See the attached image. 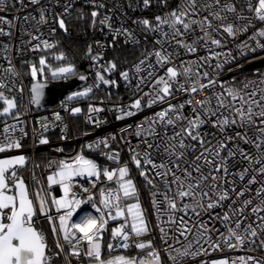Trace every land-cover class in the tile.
Returning a JSON list of instances; mask_svg holds the SVG:
<instances>
[{
	"label": "snow or ice",
	"instance_id": "1",
	"mask_svg": "<svg viewBox=\"0 0 264 264\" xmlns=\"http://www.w3.org/2000/svg\"><path fill=\"white\" fill-rule=\"evenodd\" d=\"M3 0H0L2 3ZM33 4L39 3V0H31ZM145 8L149 7L151 0H142ZM161 3L167 4L168 0H160ZM198 0H181V4L171 12L164 16H156L155 24L149 19L136 20L134 23L142 25L144 30L152 32H160L163 37L171 36L172 40L181 47L187 48L189 52H195L197 49L193 44H185L183 37L193 30V26H198L203 33L202 37L205 44L211 43L216 46L221 45V40L212 36V32L226 33L228 37L235 38L238 35L247 32L250 27H253V20L242 14V9L238 11L236 3L231 0H211L201 5L208 12V15L202 19H193V16L198 15L197 12ZM248 11L252 12L255 20L264 24V0H256L255 6L252 0H246ZM103 7V5H97ZM67 7L65 12H67ZM228 14H231V19ZM93 24L98 16L97 11H92ZM81 18H83L81 16ZM27 19V18H26ZM110 20L105 17L100 21L101 24H106ZM39 22L45 23L46 18L43 10H41ZM216 22V23H214ZM60 29L67 31L65 20H58ZM111 27L110 24H108ZM167 27L169 31H164ZM181 28L183 31H181ZM54 31V30H53ZM3 29H0V35H7ZM124 35L126 42L132 40L134 43H139L135 40L134 34L128 29H115L114 39L117 36ZM180 37L181 39H176ZM260 38H264V27L257 29L249 39L256 40V47L251 51L255 52L256 48L264 49V43H261ZM33 39H39L33 37ZM99 43V42H97ZM161 44L162 50H153L145 55L137 64L133 66L135 73L139 74L143 69L142 65L149 60L150 57H155L156 64L161 69L166 65L172 64V53L163 50V44L160 40L156 41ZM45 50L52 49L57 45L50 43L47 40L41 41ZM41 44H36L33 51L39 50ZM244 47H248L247 42ZM92 47L89 46L88 54L91 56ZM93 60H99L102 57L100 54L91 57ZM57 61L65 60L66 56L63 52L54 55ZM41 66L40 71L43 72L47 65L46 58L41 56L39 59ZM221 65H217L219 68ZM102 71H97L96 78L99 82L109 85L115 84L114 80L105 79L103 73H111L117 70L115 61H108L102 65ZM149 69L147 77H140L136 84V90L141 91V84L147 80H154L148 86L151 91L144 93V96H149L147 107H151L158 102H166L167 98L174 97L175 92L185 94V99L179 104L173 105L168 103V107L159 112H156L152 118H146L145 124L142 123L136 127V136L142 135L153 137V142H149L147 138L143 139L146 148L143 155L136 149H130L131 162L139 169V174L146 181V186L150 189H155L151 192L152 206L156 209L157 220L160 219L161 206L164 205V211L169 213L168 221L172 224L176 223L173 213L183 211L185 214L191 210L197 217L200 216V209L204 212L221 207L222 202L231 199L229 191L221 187L220 181L227 175H238L239 180L244 181L245 177L252 171L251 168L245 167L239 173H230L229 165L236 167V164L241 161H247L249 165L258 164L260 167L256 169V174L248 179V184L257 182V175H264V80L258 84L254 81H249L244 84L243 89L227 88L224 92H210L205 96V99L196 103L199 108L193 104V99L197 93H203L205 89L214 88L217 84L215 79L210 78L208 72L200 73L193 72L190 66H183L182 70L175 65L166 67L163 75H157L151 64H148ZM5 72L12 75H18L15 67L12 66L5 69ZM30 73L33 80L37 76V67L35 64L30 65ZM74 73V67L71 64L57 67L51 70L53 78L63 77L67 74ZM123 80L130 83V73L128 70L120 72ZM180 77H184V82H180ZM80 79H86L81 76ZM202 79H207V83H202ZM252 84L256 87L251 91H246ZM99 86V85H97ZM6 85L0 81V89ZM42 85H32V102L39 103L41 97ZM91 88L85 89L83 92L75 93L74 96H87L91 92ZM226 93V95H225ZM213 97L216 100V107H211ZM258 97V98H257ZM72 97H70L71 99ZM230 98V99H227ZM143 96L135 99L129 108L140 110L142 107L141 101ZM0 101L3 102L2 113L0 115L11 114V111L17 107L14 99H9L3 91H0ZM191 108V115L185 116L183 110L185 107ZM221 109L230 111L232 118L227 116H217ZM101 109L90 106L89 112H98ZM123 111V109H121ZM73 114L81 112L80 108L71 109ZM126 116L135 115L132 111L124 113ZM212 117H217L215 120ZM118 116L117 119H122ZM56 119L59 120V114H56ZM91 119V117H89ZM206 123H210L214 129H218L220 133H225L227 127L236 125L239 128L247 126V131H236L234 135H224L217 140L216 144H212L209 137L214 136V133H204L201 128ZM156 125H162L163 133L157 132ZM47 130V125H42ZM14 128V126H12ZM10 127H5L4 132L8 133L12 130ZM171 128V135L168 129ZM248 131L257 133L255 139L248 135ZM23 132V129H21ZM26 135V133H24ZM7 144L0 145V152H5L8 149H19L22 147L18 139H10ZM114 140L115 137L113 136ZM234 140L243 141L245 144L254 145L258 150L255 156L249 155L245 149L238 144L234 148L229 147V143ZM41 145L49 143L46 137L39 140ZM103 144L105 148H109L108 139L98 141L95 145H87L89 149L99 148ZM223 155L222 153H225ZM154 154L161 156V162L156 163L153 159ZM106 158L110 161L117 162L119 153L111 151L105 153ZM189 155L194 159L189 160ZM237 155L240 160H236ZM166 156L167 160L163 157ZM234 161V162H233ZM143 162V163H142ZM26 158L23 155L0 159V264H51V257L47 254L51 251L48 248L46 236L42 231L38 230L36 219L38 214L44 216L50 224H52V233L58 237L55 247L60 251L56 255H60L65 251L64 244L69 246V250L65 255L66 264H71L68 257L80 259L84 256L94 264H161L160 254L154 248L151 239L143 240L141 237L149 232L148 222L145 218V212L142 209L139 191L134 180L130 176V169L127 163L118 168L109 169L99 166L94 160L86 158L83 154H77L70 160H60L58 162H50L47 167L52 169L47 176V185L50 189L53 185H58L62 190V196L52 197L48 199L50 193L47 189L41 187L32 193L29 192L28 186L24 179L19 175L18 168L24 166ZM182 165H185L182 167ZM145 166H151L154 170V176L150 178L149 172ZM204 167H208L210 171L205 173L202 171ZM196 173V175H193ZM223 174V175H221ZM95 178L90 181L92 187L96 188V182L103 177L107 182L114 183L115 188H100L99 189V204L95 203V197L87 187L83 188V192L88 193L87 198H78L77 194L72 191V180L74 177ZM155 178H159L164 185L163 191L160 190L155 183ZM36 184L41 181L33 176ZM234 183V181H233ZM251 191L249 188L237 190L235 187L231 192L235 193L236 199L232 201L234 205L237 200L245 196V193ZM215 196V199H213ZM256 196L260 198L259 203L251 208V213L258 216L260 221L256 227L252 223L244 225V220L239 217L243 215L245 210L253 204V200L248 198L242 201L241 206L237 209L230 207V212H224L223 215H217L224 224L227 230V235L220 233L218 239H213L212 231L219 232V229H210L203 220L195 221L190 227L184 217H180L181 227L177 229L180 236L187 239L188 234L192 233L193 228L197 231L194 235L195 245L199 246L195 251H192L193 241L189 240L183 250L174 249L176 255H170L173 264H183V258L192 256L195 257L203 250V244H209L210 247L219 248L220 242L230 248H235L243 245L245 241L251 237L256 238L258 235L264 236V216H259L260 212H264V183L256 189ZM207 201L205 204L204 201ZM128 201H135L128 203ZM188 201V202H185ZM91 203L92 209L98 215H93L92 212L84 211L81 206ZM51 206H55L59 225L56 226L54 218L49 215ZM78 210L83 211L80 215ZM74 216L78 217L74 219ZM123 218V223L111 229L112 240L116 243L109 242L107 244L108 252L111 253L115 249L120 248L127 251L128 249H138L144 255L131 256L126 254H118L109 256L105 259L102 256L101 240L103 233L107 230L109 220H118ZM235 227H232V224ZM159 226V225H157ZM243 226V227H242ZM242 229V230H241ZM259 229V232H258ZM162 233L161 239L167 243V233L163 227L160 228ZM62 234L64 243H61L59 237ZM235 241L233 243L232 241ZM177 242H179L177 240ZM203 242V243H202ZM250 243H255V239H251ZM86 244V249L80 245ZM259 247L264 248V239L260 241ZM172 246L169 245V249ZM243 264H264V259H257L249 256L247 260L241 258ZM213 264H228L227 260L213 262Z\"/></svg>",
	"mask_w": 264,
	"mask_h": 264
},
{
	"label": "built area",
	"instance_id": "2",
	"mask_svg": "<svg viewBox=\"0 0 264 264\" xmlns=\"http://www.w3.org/2000/svg\"><path fill=\"white\" fill-rule=\"evenodd\" d=\"M256 2V0H254ZM211 2V0H198L197 12L198 15L193 16V19H202L203 16L208 15V12L204 10L201 5ZM224 2V0H222ZM231 2L235 3L233 0ZM126 0H39V3L33 4L31 0H3L0 3V29H3L7 35H0V81H2L6 87L0 89L3 91L5 96L8 98H14L17 107L11 111V114L0 115V145L7 144L10 139H18L22 145L19 149H8L5 152H0V156H7L13 154L24 153L26 156V163L24 166L18 168L19 175L26 182L29 192L32 193L39 190L41 187L47 189L50 195L48 199L62 196V190L58 185H53L50 189L47 185V176L51 173L52 169H49L47 165L50 162H58L60 160H70L77 154H83L86 158L94 160L99 166L107 167L109 169L118 168L123 164L127 163L130 169V176L134 180L136 187L139 191V198L142 209L145 212V218L148 222L149 232L147 235L141 237L143 240L151 239L154 248L160 254L161 264H173L169 258L170 255H176L174 249L183 250L184 246L187 245L188 241H193L192 251H195L197 245L194 242V235L197 231L193 228L192 233L188 234L187 239L184 236H180L178 228L180 225V217L188 222L191 227L192 224L199 220H203L210 229H219V232L212 231L211 235L213 239H218L220 233L227 235V230L221 220L216 219V216L223 215L224 212H230V205L234 208H239L244 199H252L253 204L250 205L242 216L239 218L244 220V225L252 223L253 227H256L260 223L258 216L251 213V208L259 203L260 198L256 196V189L261 187L264 183V175H257V182L254 184H248V179L252 175L256 174V169L260 167L258 164L249 165L247 161H241L236 164V167L229 165L230 173H239L245 167H249L252 171L245 177L244 181L239 180L238 175H227L224 176L223 180L220 181L221 187L229 191L231 199L222 202L221 207H217L210 212H204L200 209V216L197 217L191 210L185 214L183 211H176L172 215L176 220L175 224L168 221L169 213L165 212L164 205L161 206L160 219L157 220L156 209L152 206L151 192L155 189H150V186H146V181L139 174V169L131 162V151L130 149H136L143 155V151L146 145L143 143V139L147 138L149 142H153V137L136 136V127L142 123H145L146 118H152L156 112H159L168 107V103L173 105L179 104L186 97L182 92H175L174 97L167 98L166 102H158L153 104L151 107H147L149 96H144V93L150 92L151 89L148 86L153 83L154 80H147L144 84H141V91L136 90V84L139 82L140 77H147V73L150 70L148 64H151L156 71L157 75H163L166 71V67L175 65L177 68L182 70L183 66H190L193 72L199 71L200 73L208 72L210 78L215 79L217 84L214 88L205 89L203 93H197L193 99V104L199 108L197 100H204L205 96L210 92H224L225 89L231 87L234 89H243L244 84L249 81H254L257 84L264 80V73L255 74L239 79L240 72L247 69L253 68L257 64H264V58L253 61H246L257 55L264 53V49L256 48V51H251L252 48L256 47V40L249 39L253 36V33L264 27V24L255 20L252 12L243 10L242 14L253 20V27H250L247 32L238 35L235 38L228 37L226 33L222 31L220 33L212 32V36L216 39L221 40V45L218 47L211 44L210 42L205 44L198 26H193V30L187 33L183 40L185 44H193L195 41V52H189L187 48L181 47L175 43V40L162 36L160 32H152L144 30L142 25L134 23L136 20L149 19L155 24L156 16H164L166 13L171 12L181 4V0H171L166 5L162 3L163 7L158 10L145 8L138 2L134 3L138 6L139 10L134 12L133 9H127ZM256 4V3H255ZM77 5L84 6L90 11H97L98 16L95 18V26L98 30L97 38L93 39L89 45L92 47L91 56H86L80 63V74L86 77L85 85L77 90L71 91L66 94L57 104L49 108H41L34 110L32 108V102L29 93V84L34 81L30 73V65L34 64L35 60L41 56H48L49 60H54L52 54L54 50L59 46L57 42V35L63 29H60L58 20L66 17L72 12ZM97 5H103V7H97ZM67 7L68 11L65 12ZM140 7L142 9H140ZM41 10H43L46 22H39ZM240 9H238L239 11ZM231 19V14H228ZM92 17V16H91ZM105 17H109L110 20L106 24H101L100 21L104 20ZM27 18V19H26ZM93 18V17H92ZM216 23V22H214ZM111 25V27L108 26ZM128 29L134 34L135 40L139 43H134L132 40L126 42L124 35L117 36L114 39L115 29ZM54 30V31H53ZM164 31H169L167 27ZM181 31L183 29L181 28ZM38 37L39 39H33ZM176 39H181L177 37ZM47 40L50 43H54L57 46L45 50L41 41ZM160 40L163 44V50H167L168 53H172L171 60L172 64H168L165 68L161 69L156 64L155 57H150L144 65H142V71L137 74L135 73L133 66L137 64L141 59H144L145 55L155 50H162L161 44H157L156 41ZM261 43H264V38H260ZM99 42V43H97ZM122 42L130 46L141 50V55L137 58L130 69V83L126 82L120 76V72L115 71L111 73H103L105 79L114 80L116 83L110 84L109 89H105L96 78L97 71H102V65H105L108 61L105 59V54L108 53L113 47L114 43ZM247 42L248 47H244V43ZM36 44H41L39 50L33 51V47ZM89 49V48H88ZM100 54L102 56L99 60H93L91 57ZM221 65L219 68L217 65ZM36 65V64H35ZM14 66L18 75H12L11 73L5 72V69ZM37 67L36 79L46 80L50 79L48 73ZM26 75L30 77L29 83L26 81ZM77 75H74V77ZM62 79H66L62 78ZM180 82H184V77H180ZM202 83H207V79H202ZM99 85V86H97ZM256 87V84H252L246 91L251 92ZM264 87V85H261ZM91 88L92 91L87 96H74L75 93L83 92L85 89ZM226 95V93H225ZM143 96L141 101L142 107L138 111L136 109L129 108L128 106L137 99ZM70 97H72L70 99ZM258 98V97H257ZM230 99V98H227ZM2 101H0V108L4 107ZM95 107L101 109L98 112H89V107ZM80 108L81 112L73 114L71 109ZM211 107L215 109L216 100L213 97ZM123 109V111H121ZM132 111L135 115L126 116L124 113ZM56 114H59L60 119H56ZM185 116L191 115V108L185 107L183 110ZM118 116H122V119H117ZM217 116H227L232 118L229 110L221 109L217 113ZM91 117V119H89ZM217 117H212L215 120ZM42 125H47L45 130ZM14 126V128H12ZM5 127L12 128L8 133L4 132ZM23 129V132H21ZM157 132L163 133L164 128L162 125H156ZM171 128L168 129L169 135H171ZM204 133H214V136L209 137L212 144H216L217 140L222 138L224 135H234L236 131L245 132L247 126L239 128L236 125L227 127L225 133H220L218 129H214L210 123H206L201 128ZM26 133V135H24ZM248 135L255 139L257 133L255 131H248ZM115 137L113 140L112 137ZM46 137L49 141L46 145H41L39 140ZM108 139L110 145L109 148H105L103 144L99 148L89 149L87 145H95L96 142ZM239 145L245 149L249 155L255 156L258 150L251 144H245L243 141L234 140L229 143L230 148H234L235 145ZM261 150H264L262 148ZM111 151L119 153V160L117 162L110 161L106 158L105 153ZM226 155L225 153H222ZM154 161L158 164L161 162V156L154 154ZM167 160V157H163ZM194 159L189 155V160ZM236 160H240L237 155ZM234 162V161H233ZM143 163V162H142ZM185 165H182V167ZM149 172L150 178L154 176V170L151 166H145ZM205 173L210 171L208 167L202 169ZM196 175V173H193ZM223 175V174H221ZM33 176L40 180V184H36ZM95 178L74 177L72 184V191L77 194L78 198H87L88 193L83 192V188L87 187L95 197V203L99 204V189L100 188H115L114 183L107 182L103 177L100 181L96 182V188L92 187L90 181ZM234 181V183H233ZM155 183L158 185L161 191L164 189V185L161 183L159 178H155ZM235 187L238 191L243 188H249L251 191L245 193L244 197H241L233 205L232 201L236 199L235 193L231 192V189ZM215 199V196H213ZM135 201H128L132 203ZM188 202V201H185ZM206 204L207 201L205 200ZM81 208L84 211L92 212L93 215H98L91 207V203L82 205ZM80 215H83V211L78 210ZM58 227L59 222L55 206H51L49 212ZM259 216H264V212H260ZM78 217L74 216V219ZM123 223V218L118 220H109L106 226L107 230L103 233L101 240L102 244V256L107 259L109 256H115L118 254H126L131 256H141L140 250L132 248L125 251L124 249L117 248L113 252L109 253L107 244L109 242L116 243L112 240L111 229L117 227ZM159 225V226H157ZM38 230L42 231L46 236L48 248L51 250L47 254L51 257V264H66L65 255L69 250V246L64 244L65 251L56 255L60 250L55 247L56 240L58 239L52 233V224L42 215L38 214L36 219V225ZM235 227L233 223L231 225ZM242 226V227H243ZM163 227L167 233V243L161 239L162 233L160 228ZM242 230V229H241ZM259 232V229H258ZM61 243L63 242L62 234L59 237ZM251 239H255V243H250ZM264 239V236L258 235L256 238L249 237L243 245H239L235 248L227 247L223 241L220 242L219 248L210 247L209 244H203V249L199 255L192 257L188 256L183 258V264H213V262L227 260L228 264H243L241 258L247 260L249 256H253L257 259H264V248L259 247L260 241ZM177 240L179 242H177ZM235 243V241H232ZM203 243V242H202ZM169 245L172 246L169 249ZM81 248L86 249V244L80 245ZM71 264H90V261L81 256L78 260L74 257H68ZM94 264V262H91ZM251 264V262H248Z\"/></svg>",
	"mask_w": 264,
	"mask_h": 264
},
{
	"label": "trees",
	"instance_id": "3",
	"mask_svg": "<svg viewBox=\"0 0 264 264\" xmlns=\"http://www.w3.org/2000/svg\"><path fill=\"white\" fill-rule=\"evenodd\" d=\"M170 1L171 0H168V3ZM233 1L236 3L237 9L248 10L246 0ZM136 2H138L144 7L142 0H126L127 9H133L134 12H137L139 8L137 5L134 4ZM255 3L256 2L252 0L253 6H255ZM161 7H163V5L160 0H151L149 8L158 10ZM140 9L142 8L140 7ZM81 16L83 18H81ZM65 25L67 31L65 32V30H62L57 35V42L59 43V46H57V48L52 54L56 55L60 52H63L66 56V59L61 61H57L54 59L53 61H51L49 60V57L47 55L44 57L46 58L47 64H49L50 69H54L55 67L61 66V64H63L64 66L66 64H73L75 65V69L74 73L72 74H67L63 77L53 78L49 70L44 67V69H46L45 71L49 75V78L53 80H60L65 77L69 78L74 75L80 74V63L87 56V50L89 48V45L92 43L93 39L97 38L98 36V30L95 24H93V18L90 15V11L86 7L84 8V6L77 5L75 9L70 12L68 17L65 18ZM140 55V49L131 48L130 46L123 44L122 42H116L114 43L111 50L105 54V59L107 61H115L117 63L118 67L115 72L118 73L122 70L130 68L131 64L137 58H139ZM262 58H264V53L252 57L246 61H253ZM34 64H36V67L40 68L39 58L35 60ZM251 67L253 68H247L241 71L239 73V79L255 74L264 73V64H257ZM25 79L29 83L30 77L28 75H26Z\"/></svg>",
	"mask_w": 264,
	"mask_h": 264
},
{
	"label": "water",
	"instance_id": "4",
	"mask_svg": "<svg viewBox=\"0 0 264 264\" xmlns=\"http://www.w3.org/2000/svg\"><path fill=\"white\" fill-rule=\"evenodd\" d=\"M87 56H89L87 51ZM102 57V56H101ZM81 75H77L75 77H69L66 79L60 80H53V79H46V80H34L29 84V93L32 102V85L39 84L42 85L41 89V97L39 99V103L32 102V108L34 110H39L41 108H49L57 104L66 94L71 91L77 90L83 87L86 83L85 80L80 79ZM101 83V82H100ZM101 85L105 89L110 88L109 85H105L101 83Z\"/></svg>",
	"mask_w": 264,
	"mask_h": 264
},
{
	"label": "rangeland",
	"instance_id": "5",
	"mask_svg": "<svg viewBox=\"0 0 264 264\" xmlns=\"http://www.w3.org/2000/svg\"><path fill=\"white\" fill-rule=\"evenodd\" d=\"M88 51V50H87ZM40 59V58H39ZM135 62V61H134ZM134 62L131 64V66H130V68H128L127 70L128 71H130V69L132 68V65L134 64ZM67 65V64H66ZM65 65V66H66ZM73 67H74V69H75V65H73V64H71ZM61 66H64L63 64H61ZM61 66H58V67H61ZM40 68H41V66H40ZM39 68V69H40ZM45 68H47L48 70H49V72L51 73V70H53V69H50V67H49V64H47L46 66H45ZM55 68H57V67H55ZM54 68V69H55ZM126 70V69H125ZM9 99H14V98H9ZM5 107V106H4ZM14 110V109H13ZM2 111H3V107L2 108H0V113H2ZM8 115V114H7ZM19 155H23L25 158H26V156H25V154L24 153H21V154H13V155H7V156H0V159H7V158H11V157H15V156H19Z\"/></svg>",
	"mask_w": 264,
	"mask_h": 264
},
{
	"label": "crops",
	"instance_id": "6",
	"mask_svg": "<svg viewBox=\"0 0 264 264\" xmlns=\"http://www.w3.org/2000/svg\"><path fill=\"white\" fill-rule=\"evenodd\" d=\"M25 184H26V182H25ZM27 185V184H26Z\"/></svg>",
	"mask_w": 264,
	"mask_h": 264
},
{
	"label": "clouds",
	"instance_id": "7",
	"mask_svg": "<svg viewBox=\"0 0 264 264\" xmlns=\"http://www.w3.org/2000/svg\"><path fill=\"white\" fill-rule=\"evenodd\" d=\"M72 77H74V76H72Z\"/></svg>",
	"mask_w": 264,
	"mask_h": 264
}]
</instances>
